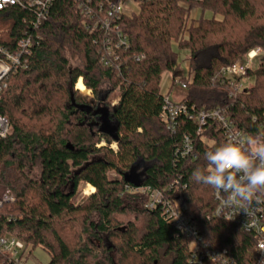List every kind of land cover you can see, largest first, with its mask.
Here are the masks:
<instances>
[{"label": "trees", "instance_id": "16d2710c", "mask_svg": "<svg viewBox=\"0 0 264 264\" xmlns=\"http://www.w3.org/2000/svg\"><path fill=\"white\" fill-rule=\"evenodd\" d=\"M134 1L138 11L109 28L101 24L106 0H54L39 22L34 7L0 12L9 21L0 46L15 51L20 40L32 39L28 65L9 76L0 104L11 125L0 138V200L14 197L0 206V235L31 251L44 249L46 264H190L192 238L131 190L146 186L173 200L183 197L204 238L249 264L252 236L214 216V190L191 178L225 134L214 120L198 132L186 116L169 131L161 119V81L166 72L172 86L185 80L178 65L184 53L194 78L182 102L196 110L226 109L245 134L264 130V0ZM194 8L200 16L188 25ZM116 30L129 46L110 54L107 38ZM257 48L260 64L245 76L253 83L238 90L243 77L232 81L223 70ZM80 78L93 97L75 88ZM185 135L195 144L188 156L181 153ZM136 163H142L140 185L129 180ZM82 183L95 190L78 201ZM0 264H11L8 254H0Z\"/></svg>", "mask_w": 264, "mask_h": 264}, {"label": "built area", "instance_id": "2783aa9c", "mask_svg": "<svg viewBox=\"0 0 264 264\" xmlns=\"http://www.w3.org/2000/svg\"><path fill=\"white\" fill-rule=\"evenodd\" d=\"M54 0H0V12L7 11L12 6L21 5L34 7L37 10V22L46 16L49 7ZM107 16L102 21V25L109 28L112 20H118L122 14L131 15L138 11V4L134 0H121L116 3L113 0H106ZM127 4V8H125ZM81 5V4H80ZM98 22L96 23V26ZM107 38L106 48L108 53L112 54L115 48L121 46H129L128 38L121 31L110 32ZM112 33L115 35L113 37ZM31 38H23L18 43V48L11 51L0 46V104L2 101V93L8 87L9 76L16 73L28 65L27 57L31 54ZM261 49L251 50L247 56L239 59L232 65L227 66L223 70V75L232 81L245 77L249 69L255 68V64L261 55ZM117 58V57H116ZM102 60L105 65L111 66L112 62L103 56ZM194 72L187 70L185 80L179 82L181 88L185 89L189 83L193 81ZM81 79V78H80ZM79 79V80H80ZM242 88L241 84L236 86ZM165 95V103L161 112V119L171 132H175L178 120L182 116L188 117L198 127V132L203 130L211 120L217 121L220 128L225 134L227 140L231 135L245 134L227 114L226 109L213 110H196L194 106H190L186 102L172 101L168 94ZM117 99L113 100L115 104ZM11 131L10 120L5 115L0 113V138H6ZM105 144L103 141L100 145ZM98 145V146H100ZM110 147L117 150V143L113 142ZM195 150V144L192 136L185 135L181 153L183 156L192 155ZM131 190L145 194L148 197L146 207L156 209L160 207L164 217L169 223L175 225L182 233L192 238L190 245V264H241L236 260L228 249L215 248L208 240L204 238L197 226L193 223L192 218L187 214L186 204L183 197L170 199L165 197L163 191L152 189L146 186H138ZM216 208L213 215L227 222L239 225L242 230L252 236L253 248L250 252L249 264H264V203L254 205L251 215H246L240 212L239 206H235L230 210H226L221 216V200L222 195H218L213 191ZM14 201L12 195L5 194L0 200V206L3 202ZM31 252V246H26L25 243L11 235H0V254H8L11 264H25Z\"/></svg>", "mask_w": 264, "mask_h": 264}, {"label": "clouds", "instance_id": "9594fccd", "mask_svg": "<svg viewBox=\"0 0 264 264\" xmlns=\"http://www.w3.org/2000/svg\"><path fill=\"white\" fill-rule=\"evenodd\" d=\"M206 165L191 174L196 184L222 195L221 216L239 206L251 215L254 205L264 203V130L233 134L204 154Z\"/></svg>", "mask_w": 264, "mask_h": 264}, {"label": "rangeland", "instance_id": "374dc122", "mask_svg": "<svg viewBox=\"0 0 264 264\" xmlns=\"http://www.w3.org/2000/svg\"><path fill=\"white\" fill-rule=\"evenodd\" d=\"M125 8H127V4H126ZM195 11H197L196 8H194L191 11V17H190V20L188 22V25H191L192 24V20L194 19V15H196L195 14ZM199 13H201V12L199 11ZM199 16H200V14H199ZM205 16L206 17H209L210 16V13L209 12H206L205 13ZM217 17L222 19V15H217ZM8 29H9V21H3V20L0 19V38L3 39V38H6L7 37V35H8ZM262 53L263 52H261V55L259 56V58L256 61L255 68H257V66L260 64V60H261V57H262ZM185 56H186V54H184V53L183 54H180V56H179V62H178L179 70L180 71H183V74H185L187 72V70H190L192 72L188 60H183V58ZM70 61H71V64L72 65H74V66L77 65V61L75 59L70 58ZM204 63H206V62H204ZM253 80H254L253 78L243 77V79L241 81V86L244 87V86H246L248 84L250 85V84L253 83ZM82 82H83V80H82ZM104 88L106 90L108 88V86L105 85ZM78 91L82 95H84V96L93 97L92 92H90V94H83L79 89H78ZM184 96H185V89L181 88V86L179 84V81H177L176 85H174L172 91L170 92L169 97L171 98L172 101L178 102V101H181ZM110 99L111 100L116 99V94H113L112 96H110ZM141 164L136 163V165H135V174H136L137 177H139V179L141 178L142 172H143L142 169H141V167H139V165H141ZM33 175L37 176L38 175V171H34L33 172ZM89 185L90 184L82 183L79 186V197H78V201H82L88 195H90L89 192L88 193L86 192V189L88 188ZM121 219H122V221L125 222V221H128V219H133V215H131L130 217H127V216L126 217H122ZM49 260H50V256H49L48 252H46L44 249H42L40 247H37V248H35L32 251L29 260L25 264H46L47 262H49Z\"/></svg>", "mask_w": 264, "mask_h": 264}, {"label": "crops", "instance_id": "0c3cea01", "mask_svg": "<svg viewBox=\"0 0 264 264\" xmlns=\"http://www.w3.org/2000/svg\"><path fill=\"white\" fill-rule=\"evenodd\" d=\"M195 14H196V15H194V19H195L196 17L199 16V14H200V13H199V10L195 11ZM172 83H173V77H172V74L166 72V73L163 75V78H162V81H161V92H162L163 94H168V95H169L170 92L172 91L173 87H174V86H172ZM31 253H32V251H31ZM31 253H30L29 256H28L27 261L29 260ZM27 261H26V262H27Z\"/></svg>", "mask_w": 264, "mask_h": 264}, {"label": "bare ground", "instance_id": "6f19581e", "mask_svg": "<svg viewBox=\"0 0 264 264\" xmlns=\"http://www.w3.org/2000/svg\"><path fill=\"white\" fill-rule=\"evenodd\" d=\"M76 88L79 89L83 94H90V90L83 84L82 79H80L77 84ZM95 190V188L92 185H89L88 188L86 189V192L91 193Z\"/></svg>", "mask_w": 264, "mask_h": 264}, {"label": "water", "instance_id": "95a60500", "mask_svg": "<svg viewBox=\"0 0 264 264\" xmlns=\"http://www.w3.org/2000/svg\"><path fill=\"white\" fill-rule=\"evenodd\" d=\"M132 178H130L129 180L132 181L135 185H140L141 184V178L139 179V177L136 176L135 174V166L132 167ZM143 174V172H142Z\"/></svg>", "mask_w": 264, "mask_h": 264}, {"label": "flooded vegetation", "instance_id": "af4514ba", "mask_svg": "<svg viewBox=\"0 0 264 264\" xmlns=\"http://www.w3.org/2000/svg\"><path fill=\"white\" fill-rule=\"evenodd\" d=\"M104 105V104H103Z\"/></svg>", "mask_w": 264, "mask_h": 264}]
</instances>
